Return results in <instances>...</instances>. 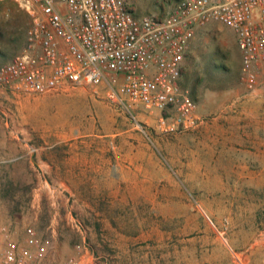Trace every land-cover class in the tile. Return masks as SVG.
I'll list each match as a JSON object with an SVG mask.
<instances>
[{"label": "rangeland", "instance_id": "1", "mask_svg": "<svg viewBox=\"0 0 264 264\" xmlns=\"http://www.w3.org/2000/svg\"><path fill=\"white\" fill-rule=\"evenodd\" d=\"M179 0H134L139 15ZM31 15L0 4V65ZM184 87L201 124L168 134L102 90L27 94L0 87V207L60 250L86 241L88 264H248L264 256V99L241 82L235 33L200 26Z\"/></svg>", "mask_w": 264, "mask_h": 264}, {"label": "built area", "instance_id": "2", "mask_svg": "<svg viewBox=\"0 0 264 264\" xmlns=\"http://www.w3.org/2000/svg\"><path fill=\"white\" fill-rule=\"evenodd\" d=\"M31 21L25 45L0 65V87L44 94L70 87L102 90L130 115L141 108L158 129L178 134L202 122L199 103L181 86L197 29L216 22L236 36L241 82L264 99V0H179L167 11L136 16L134 0H0ZM233 264H248L232 250ZM86 241L58 250L32 222L0 207V264H88ZM259 264H264V256Z\"/></svg>", "mask_w": 264, "mask_h": 264}, {"label": "crops", "instance_id": "3", "mask_svg": "<svg viewBox=\"0 0 264 264\" xmlns=\"http://www.w3.org/2000/svg\"><path fill=\"white\" fill-rule=\"evenodd\" d=\"M9 2H11V1H9ZM4 3V2H3ZM188 56V55H187ZM186 60H187V58H186ZM186 72H187V64H186V61H185V71H184V75H183V78H182V81H181V86H182V88L184 89V90H186V91H188L187 89H185V87H184V77H185V74H186ZM189 93V92H188ZM189 95H190V93H189ZM191 96V95H190ZM194 99V98H193ZM194 100H196V101H198L197 99H194ZM198 103H199V101H198ZM143 112V111H142ZM204 112H205V110H203V108H201V105L199 104V114H200V116H203L204 115Z\"/></svg>", "mask_w": 264, "mask_h": 264}]
</instances>
